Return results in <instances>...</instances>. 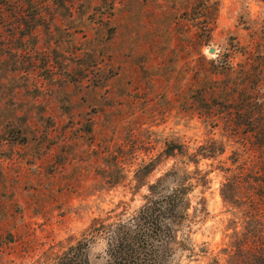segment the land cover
I'll return each instance as SVG.
<instances>
[{"label":"rangeland","instance_id":"rangeland-1","mask_svg":"<svg viewBox=\"0 0 264 264\" xmlns=\"http://www.w3.org/2000/svg\"><path fill=\"white\" fill-rule=\"evenodd\" d=\"M263 35L256 0H0V264H106L148 187L195 171L166 264H209L221 185L264 157Z\"/></svg>","mask_w":264,"mask_h":264},{"label":"trees","instance_id":"trees-1","mask_svg":"<svg viewBox=\"0 0 264 264\" xmlns=\"http://www.w3.org/2000/svg\"><path fill=\"white\" fill-rule=\"evenodd\" d=\"M256 1L264 6V0ZM260 134L264 135V116L255 128L264 151V137L260 139ZM222 153L221 146L210 142L201 149L199 157L210 161ZM258 167L252 171L240 168V177L230 173L231 180L221 185L220 199L230 216L225 231L231 230V234L220 254L205 256V251L200 252V258H208L209 264H264V157ZM199 174L195 171L180 177L177 172H169L149 186L151 197L136 215L109 232L106 264H166L165 255H172L181 246L177 234L189 206L185 195L196 188L205 189L209 173L196 178ZM170 182L176 187L164 195Z\"/></svg>","mask_w":264,"mask_h":264},{"label":"water","instance_id":"water-1","mask_svg":"<svg viewBox=\"0 0 264 264\" xmlns=\"http://www.w3.org/2000/svg\"><path fill=\"white\" fill-rule=\"evenodd\" d=\"M208 53H209L210 55L214 54V49H209Z\"/></svg>","mask_w":264,"mask_h":264}]
</instances>
